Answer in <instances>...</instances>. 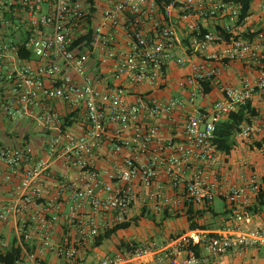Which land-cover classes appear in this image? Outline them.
Masks as SVG:
<instances>
[{
	"label": "built area",
	"instance_id": "2783aa9c",
	"mask_svg": "<svg viewBox=\"0 0 264 264\" xmlns=\"http://www.w3.org/2000/svg\"><path fill=\"white\" fill-rule=\"evenodd\" d=\"M99 2L12 0L20 25L0 22L10 26L9 34L0 36V114L13 121L27 118L38 131L53 132L42 156L35 154L30 139L0 145V162L7 169L2 179L11 182L10 200L0 210V221L16 219V246L27 264H40L37 252L43 249L74 262L100 230L128 220L140 195L147 196L140 199L141 206L151 203L156 211L211 201L217 179L207 171L218 162L212 144L215 125L250 102L255 91L264 101V0H250L243 15L241 4L234 0ZM198 19L213 24L202 26ZM178 25L185 29L183 49L199 58L178 80L189 99L196 91L203 92V82L217 76L228 62H240L255 76L224 86L219 99L187 112L179 133L162 140L159 126H144L141 119L144 115L169 118L184 106L181 98L161 101L151 94L166 82L169 61L185 62L173 54L180 44ZM84 35L88 43H74ZM22 49L31 51L29 59L18 55ZM102 66L119 85L98 88ZM124 85L141 89L127 100ZM54 101L64 105L63 114ZM67 116L69 124H64ZM253 135H259L257 150L264 153V128L251 122L241 124L236 132L242 139ZM102 140L109 143V158L130 149L104 171L105 182L94 163ZM159 170L164 183L154 187ZM166 187L174 197L166 196ZM260 191L264 176L254 173L239 184L218 187V195L228 203L245 201L248 195L256 198ZM65 206L66 228L51 241L46 228L57 216L49 212ZM104 214L113 215V224H99ZM33 233L40 236L37 247L28 245L34 241ZM260 247H264V223L250 229L203 232L194 239L182 234L162 245L151 242L131 248L126 251L129 260L116 254L98 264H140L136 262L140 256L156 249L158 264H199L200 250L216 256Z\"/></svg>",
	"mask_w": 264,
	"mask_h": 264
},
{
	"label": "crops",
	"instance_id": "0c3cea01",
	"mask_svg": "<svg viewBox=\"0 0 264 264\" xmlns=\"http://www.w3.org/2000/svg\"><path fill=\"white\" fill-rule=\"evenodd\" d=\"M95 4H100L99 0H95ZM12 0H0V22L7 21L13 24L19 23L18 12L14 9V5L11 4ZM202 26H212V22L209 20H197ZM5 28L10 29L9 24L6 26L0 24V36L7 35L6 32H3ZM177 36L180 40V44L173 49V54L177 57H181L185 59L184 64L177 65L172 60L167 64L166 71V82L159 88L151 90V94L154 95L157 99L163 101L170 98H181L184 101V106L181 108H176L169 118L167 117H157L155 119H151L144 115L141 119V122L144 126H148L152 123H156L159 126L158 136L162 140L172 136L176 133H179L181 130V126L183 123V119L187 112L192 111L195 107L206 108L212 105L214 101L219 99L222 95V89L224 86H233L237 85L243 77L253 78L255 76V72L251 68H247L243 66L240 62H228L227 65L220 71V73L210 79L209 89L207 92H195V96L192 99H189V95L187 89L181 88L178 85V80L182 78L184 75L190 73L191 66L193 62H196L199 58L198 55H191L183 48L185 41V29L182 26L176 27ZM213 48V47H212ZM101 74L99 75L98 88L102 90H110L116 85H119L118 81H115L110 73L107 70V67L102 66ZM125 86V85H124ZM141 89V86H131L126 85V97L127 100H132L135 95H137ZM175 91L176 94H172ZM250 106L256 110V115L251 119L252 123H255L260 128H264V101L259 95L257 91H255L250 99ZM53 106L58 109V111L63 114L64 113V105L60 101H54ZM26 120V122H25ZM25 122V123H24ZM12 124L11 127H8ZM77 130V129H76ZM75 130V131H76ZM111 132L113 130L112 127L108 128ZM53 133L52 131L40 132L38 131L33 124L27 118H22L17 121L10 120L3 115L0 114V145L3 143L14 144L22 139H30L34 145V151L37 156H42L45 154V145L48 138V134ZM235 144L230 150L229 154L224 155L221 152L217 151L216 155L218 157V162L208 167V175L211 177L213 174L217 181H215V185L213 188L214 197H218L223 201V209L219 212L215 211L212 206V200L209 201L210 207L216 213L214 216L206 213L204 218L206 221H203L206 225V229H198L193 230L198 234L203 232H218L223 228H240V229H250L255 226H260L263 224L264 220H261L260 216L262 214V208L257 210L256 212H251L247 209L252 207L255 203V197L252 195H248L245 201H238L235 203H228L224 201L218 195V187L219 186H227L228 184H239L242 182V179L248 176L251 173L256 174L258 177L264 176V153H261L257 150L259 146V135L250 136L248 139H242L237 136H234ZM108 148L109 143L106 140H102L99 147L95 150L94 155V163L95 166L100 173L101 179L105 182L108 180L107 176L104 174V171H107L114 165V161H119V159L130 153V149H123L117 155V157H107L108 156ZM146 155H140V160H146ZM7 172V169L4 167L2 162H0V210L1 208L10 200V191H11V182H5L2 179L4 173ZM164 183V175L162 171H158L157 179L155 180V185H162ZM165 194L167 197H174L175 193L169 187L165 188ZM147 197L146 195H140L139 199H136L129 211L128 218L137 215L141 209L146 211L147 213H160L164 210L168 212L173 211H184L181 205L178 207H168L165 206L160 211H156L152 208V204L141 206V198ZM212 198V199H213ZM202 203L193 205L194 208L200 207ZM67 211V206L61 208L60 210L51 209L50 215L55 214L57 218L54 221H50L47 225L46 231L51 241H56L61 234L63 233L66 225L63 224L62 214ZM225 211V212H223ZM89 216V214H87ZM98 218L99 224L103 225H111L113 224V215H100ZM184 218V216H180L176 219ZM146 223L150 224L148 218L141 217L137 220L136 224H132L126 229L118 230L115 234H113L109 239H105L98 246L88 245L86 248L81 249L78 253V256L73 264H98L99 261L104 257H111L116 254H120L125 260H129L128 254L126 250L123 248H118V243L121 242L118 239L125 236L123 233L127 231L126 240L122 239L124 242L133 241L138 245H149L151 242H154L158 245L165 244L170 241L168 238L164 242L151 240L148 234L143 233L140 229L146 226ZM176 222H168L166 219L165 225H174L175 228H179L178 225H175ZM17 222L15 218H10L5 221H0V252H3L6 249H9L12 246H16V232L18 230ZM133 228V231L129 230ZM173 230V231H174ZM102 230H100L101 232ZM169 231V230H168ZM120 233L121 236L114 237V235H118ZM150 234V233H149ZM186 234V233H183ZM197 234V235H198ZM132 235V236H131ZM195 236V235H194ZM33 243L28 244L29 246H36L40 243V236L33 233ZM108 242L103 245L104 242ZM263 249L264 247H260ZM259 248H245L240 250L228 251L232 255H225L219 257V259H215L210 262V258L215 256L206 254L203 250L199 251L200 262L199 264H236L235 261H239L240 264L244 263L245 260L249 258H254L256 251ZM101 251V252H100ZM158 252L159 249H156ZM154 250L151 253L140 256L136 262L140 264H158L156 261V257L158 253ZM226 254V253H225ZM101 255V256H99ZM223 255V254H222ZM217 256V255H216ZM221 256V255H220ZM37 258L40 261V264H72L71 262H67L63 258H58L54 253L43 249L40 252H37ZM15 264H27L26 258L21 256L20 260ZM122 264V263H121Z\"/></svg>",
	"mask_w": 264,
	"mask_h": 264
},
{
	"label": "trees",
	"instance_id": "16d2710c",
	"mask_svg": "<svg viewBox=\"0 0 264 264\" xmlns=\"http://www.w3.org/2000/svg\"><path fill=\"white\" fill-rule=\"evenodd\" d=\"M90 4H92L93 0H87ZM162 1V0H158ZM236 3L241 4V14H246L247 10L249 9L250 0H234ZM164 4L169 3V0H163ZM161 3H159V6ZM241 15V16H242ZM82 40H86V42H89V38L87 35L77 37L74 41V43H78ZM18 55L21 58L29 59L31 57V51L27 49H22L18 51ZM209 89V82L204 81L203 82V91L207 92ZM256 115V110L253 109L250 106V103H246L244 106L239 107L236 111L231 112L228 114V116L218 122L215 125V129L213 131V138H212V144L214 145V148L221 152L224 155L229 154L230 150L235 144L234 136H236V132L239 130V127L241 124H249L251 123V119ZM68 116L64 118V124H69ZM67 121V122H66ZM187 207L184 209V211H173L168 212L164 210L161 215V219L165 218H178L180 216H184L187 221V228L186 230H198V229H206L207 225L202 222L203 218L206 213L210 214L211 216H214L216 213L212 210V207H210L209 202H205L201 204L200 207L194 208L193 205H186ZM264 206V191H260L255 198V203L250 207L249 211L256 212L257 210H260ZM225 212V211H223ZM141 217H147L151 221L154 220V217L152 214L147 213L143 209L140 210V212L131 217L128 220L117 222L113 225H111L108 228H105L102 230L95 238L92 243V246H98L101 244V242L105 239H109L113 234H115L118 230L126 229L132 224H136L137 220ZM155 225H159V222L157 223L155 220L153 221ZM185 231L182 233H176L175 237H178L182 235ZM211 235H215V233H210ZM139 245L136 244L133 241L130 242H124L121 241L118 243V248H123L124 250L128 251L131 248H136ZM194 251L196 254H198V247L197 245L193 246ZM21 258V251L18 246H12L9 249L4 250L3 252H0V264H15L17 261H19ZM74 262H72L73 264Z\"/></svg>",
	"mask_w": 264,
	"mask_h": 264
},
{
	"label": "rangeland",
	"instance_id": "374dc122",
	"mask_svg": "<svg viewBox=\"0 0 264 264\" xmlns=\"http://www.w3.org/2000/svg\"><path fill=\"white\" fill-rule=\"evenodd\" d=\"M3 32H6L7 34H9V29L8 28H5L3 30ZM172 94H176V92L173 91ZM25 122H26V120H25ZM11 126H12V124H10L8 127H11ZM223 204H224L223 201L220 198H218V197H214L212 199V206H213L214 210L217 211V212H219V211H221L223 209ZM262 211H263L262 214L259 215V216H260L261 220H264V206L262 208ZM149 214H152L153 215L154 220L157 223L159 222V225H155L154 222H153L154 220L151 221L148 218L150 224L149 223L148 224L146 223V226H144V227H142L140 229L143 233L148 234L150 236V241L154 239V240H157L159 242L160 241L164 242L166 239L173 238L174 235L176 236V233H179L180 234L183 231H185L184 233H186L187 236H190L193 239L198 234L197 232H195L193 230H191V231L190 230H186L188 224H187V221H186L185 217L183 219L182 218L176 219L174 217L161 219L162 212H160V213H149ZM166 219H168V222H172V221L173 222H176L175 225H178L179 228L177 227V228H175L176 230H174V225H170V226L169 225H165ZM204 221H206V218H204ZM262 223H264V221ZM129 230L133 231V228H130ZM123 233L126 236L127 231H124ZM117 236H121L120 233L118 235L117 234L114 235L113 238L114 237H117ZM125 236L122 235V237L120 239H118L117 242L119 240L123 241L122 239H124V240L127 241V239H126ZM107 242H108V240L106 242H104L103 245L106 244ZM227 253H230V252H226V254L223 253V255L221 254V256L220 255H217V256H215L213 258H210V262L213 261V260H215V259H219V257L225 256V255L226 256L227 255L228 256L229 255H232V254H227ZM99 256H101V255H99ZM235 262H236V264H240L239 261H235ZM229 264H233V263H229ZM242 264H264V251H263V249H260L259 248V250L256 251V254H255V257L254 258H249L248 260H245L244 263H242Z\"/></svg>",
	"mask_w": 264,
	"mask_h": 264
}]
</instances>
